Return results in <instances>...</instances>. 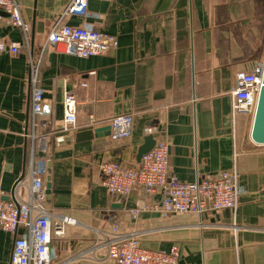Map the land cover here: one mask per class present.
<instances>
[{
  "label": "crops",
  "instance_id": "1",
  "mask_svg": "<svg viewBox=\"0 0 264 264\" xmlns=\"http://www.w3.org/2000/svg\"><path fill=\"white\" fill-rule=\"evenodd\" d=\"M72 0H18L28 35L0 12V198L30 197L33 129L31 62L52 106L46 152L51 161L49 208L76 220L53 240L54 264H115L103 233L113 220L138 231L144 246H178L179 264H264V145L250 138L252 116L235 113L238 72L264 59V0H89L85 16L64 15ZM92 25L118 45L87 58L46 44L57 21ZM18 42L19 52L11 50ZM77 122L65 129L66 97ZM132 114L127 138L69 142L68 136ZM151 129V130H149ZM170 144L169 170L181 181L216 176L236 166L237 210L163 214L141 210L163 194L129 196L103 185L104 161L138 163L147 135ZM139 209L137 214L133 211ZM12 233L0 228V264H10Z\"/></svg>",
  "mask_w": 264,
  "mask_h": 264
},
{
  "label": "built area",
  "instance_id": "2",
  "mask_svg": "<svg viewBox=\"0 0 264 264\" xmlns=\"http://www.w3.org/2000/svg\"><path fill=\"white\" fill-rule=\"evenodd\" d=\"M89 0H72L64 15L85 16ZM8 13L10 22L23 28L28 35L31 26L22 16L18 0H0V12ZM1 16V15H0ZM61 45L67 54L87 58L114 49L118 45L115 36L103 33L92 25H71L55 22L50 30L47 43ZM6 45L0 43V50ZM13 52H19L18 42L11 44ZM264 59L249 70L238 72L236 87L232 92L235 113L254 115L260 88ZM39 67L31 62L33 129L28 134L32 140V159L29 168L31 177L30 197L19 199L14 194L10 200L0 198V228L12 233L14 243L10 264H54L52 243L63 237L67 226L76 220L69 215L53 212L47 203L46 176L48 159L38 157L48 147V136L43 132L50 123L52 106L38 87ZM65 129H73L77 122L74 96L66 99ZM111 137L127 138L133 132L132 114H120L110 122ZM151 130V129H149ZM170 144L166 139L157 140L155 146L143 155L140 162L104 161L101 171L105 175L103 185L115 195L129 196L139 187L146 196L163 194L160 202H145L141 210L159 211L163 214H199L223 209L237 210L244 188L240 185V174L236 166L216 176L197 178L195 181H181L169 170ZM139 209L133 211L137 214ZM108 257L115 264H179L180 250L153 249L143 245L138 231L123 233L120 223L113 220L109 232L103 233Z\"/></svg>",
  "mask_w": 264,
  "mask_h": 264
},
{
  "label": "water",
  "instance_id": "3",
  "mask_svg": "<svg viewBox=\"0 0 264 264\" xmlns=\"http://www.w3.org/2000/svg\"><path fill=\"white\" fill-rule=\"evenodd\" d=\"M111 135V126H104L100 128H96L94 130H86L77 133L75 136H68V141L71 142L73 139L76 141H83L92 139L94 137H102ZM250 138L251 140L259 145H264V69L262 76V86L259 91L256 109L252 119V125L250 130ZM156 138L153 134H149L145 137L143 144L140 145L137 152V161L140 162L143 155L148 153L156 144ZM51 165L52 162H48V174L46 176V193H47V203L51 202ZM22 178L18 180V182L14 186V190L12 194H15V189L18 183Z\"/></svg>",
  "mask_w": 264,
  "mask_h": 264
}]
</instances>
